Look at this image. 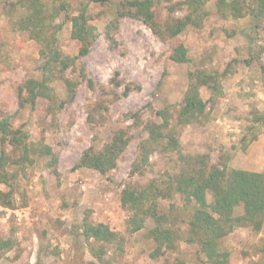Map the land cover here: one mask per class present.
<instances>
[{
  "label": "rangeland",
  "instance_id": "obj_1",
  "mask_svg": "<svg viewBox=\"0 0 264 264\" xmlns=\"http://www.w3.org/2000/svg\"><path fill=\"white\" fill-rule=\"evenodd\" d=\"M69 1L70 14L77 13L80 0ZM85 1L90 2L92 22L104 32L108 22L116 17L120 0H110L107 5ZM218 2L206 3L210 13L202 27L189 26L172 40L161 39L138 18H119L112 31V47L101 34L90 52L68 70V77L78 84L75 98L63 108L48 103L36 109L20 106V87L29 78L40 77V46L12 27L19 14L0 13V120L10 118L14 128L22 127L30 141L49 144L58 157V175L49 171L48 155H33L34 164L8 165V170L16 175V207L0 204V264H102L91 254L89 243L78 228L86 214L92 221L105 223L126 236L123 252L114 243L102 244L109 264H167L177 258L200 264L197 247L184 239L178 250L151 258L155 243L147 231L154 221L149 220L147 228L132 235L126 233L129 213L120 198L129 183L167 186L169 177L180 170L181 154L209 155L213 163L227 161L232 167L264 172V124L254 123L257 113L264 114V52L260 55L264 22L257 26L248 13L242 17L224 16L218 10ZM169 5L170 2L155 0L159 22L170 17ZM186 11L187 7L178 5L174 16H183ZM71 29V22H65L59 47L66 54L77 55L81 43L72 38ZM177 41L187 46L191 61L177 63L170 58ZM235 59L239 61L235 70L222 78L223 95L213 105L209 103L207 115L179 127L180 152L170 153L157 147L151 151L149 163L136 171L141 142L148 137L146 123H161L158 112L167 108L171 121H176L188 88L189 71L205 68L220 72ZM250 59L253 61L248 65L246 60ZM81 64L86 78L80 75ZM51 85L55 102L67 98L63 80H53ZM127 86L130 91L125 93ZM201 95L209 100L211 92L202 87ZM252 125L256 126L257 137L243 149L241 139L249 134ZM120 128L127 130L130 141L115 168L102 174L76 167L85 150L100 149ZM1 136L0 131V154L5 149L10 158L17 159L20 149L10 143L2 144ZM0 188L8 189L4 184ZM208 200L212 201V195ZM173 202L181 218L177 227L185 233L191 208L183 206V199L175 195L173 199L161 197V209H169ZM241 213L242 208H236V214ZM222 246L230 254L227 264H264V228L255 231L250 226L237 227Z\"/></svg>",
  "mask_w": 264,
  "mask_h": 264
},
{
  "label": "trees",
  "instance_id": "obj_2",
  "mask_svg": "<svg viewBox=\"0 0 264 264\" xmlns=\"http://www.w3.org/2000/svg\"><path fill=\"white\" fill-rule=\"evenodd\" d=\"M93 1L107 5L110 0ZM164 1L170 2V17L164 22H159L154 9L155 0H120L116 17L108 22L105 31L101 32L92 22L94 15L89 10V1L80 0L77 13L70 14L72 4L69 0H0V13L9 16L19 14L13 20L12 27L22 31L26 38L37 41L40 46V77L29 78L20 87V106L30 105L32 109H36L42 103H48L50 106L54 104L55 107L63 108L67 103H71L76 95L78 81L68 77V70L90 52L93 42L101 34L105 35L112 47V31L121 17L138 18L148 24L161 39L172 40L189 26L202 27L210 13L205 8L208 0H180L178 3H173V0ZM178 5L187 7V11L183 16L176 17L174 12ZM218 10L224 16L242 17L247 13L251 14L257 26L258 23L264 22V0H219ZM57 19L61 21L57 23ZM67 21L72 25V38L81 43L77 55L66 54L59 47V34ZM188 51L183 42L177 41L173 43L170 58L177 63H187L191 61ZM263 52L264 46L260 55ZM252 61L246 60V63L250 65ZM238 62L237 59L230 61L220 72H211L205 68L189 71L188 88L176 121H171V113L167 108L158 112L163 119L161 123H146L148 137L141 142L136 171L149 163V155L157 147L161 146L162 150L170 153L180 152L179 127L197 122L207 115L209 103L213 105L216 99L223 95L222 78L232 73ZM261 69L264 76V63H261ZM83 70L81 64L80 75L86 78ZM56 79L63 80L67 87V98L59 102H55L56 93L51 85ZM88 83L94 87L91 80ZM202 87L211 92L209 100L202 97ZM128 91L129 86L125 93ZM254 123L264 124V114L257 113ZM255 128V125L250 126L249 134L242 137L243 149L256 139ZM0 131L2 144L10 143L20 149L17 159L10 158L5 149L0 154V184L8 187L7 190L0 188V204L6 208H15L13 195L16 175L8 170V165L15 163L23 166L27 162L34 164L33 155H48L49 171L58 175V157L49 144L30 141L28 133L22 127L14 128L8 117L0 120ZM129 141L127 130L120 128L100 149L91 147L85 150L76 167H87L106 174L116 167L117 160ZM175 195L183 199V206L191 208L185 233L177 227L181 218L177 214L176 203L173 202L167 210L161 209L160 206L161 197L173 199ZM209 195H212V201L208 200ZM120 199L122 207L129 213L126 233L132 235L147 228L149 220L154 221V225L147 231V236L155 243L149 254L153 259L164 256L169 251L178 250L180 240L184 239L188 244L197 247L200 264H227L230 254L222 248V243L229 234L240 226H250L255 231L264 228V172L232 167L227 161L222 164L213 163L209 155L181 154L180 170L169 177L167 186L153 182L139 186L129 183L123 189ZM238 207L242 208L243 213L236 214ZM78 228L89 243V251L102 264H109L105 258L107 251L103 243H114L116 248L123 252L126 236L109 225L94 222L86 214ZM92 241L100 243V246L93 245ZM167 264L188 263L177 258Z\"/></svg>",
  "mask_w": 264,
  "mask_h": 264
}]
</instances>
